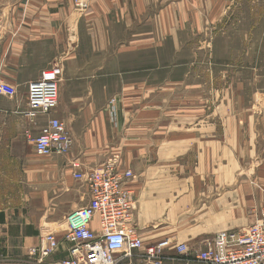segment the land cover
Instances as JSON below:
<instances>
[{
	"label": "crops",
	"instance_id": "obj_1",
	"mask_svg": "<svg viewBox=\"0 0 264 264\" xmlns=\"http://www.w3.org/2000/svg\"><path fill=\"white\" fill-rule=\"evenodd\" d=\"M176 1L92 0L78 16L72 0H0V82L7 88L0 95V169H16L0 174L39 203L44 174L40 166L25 171L24 132L29 126L37 135L46 117L33 127L24 116L27 85L57 69L58 106L49 116L65 125L73 143L68 155L45 158L51 184L70 191L74 161L82 172L107 163L130 171L129 229L145 247L169 243L162 264H196L173 247L192 250L264 216V87L202 82L194 59L186 65L179 57L181 43L164 40L200 30L217 0ZM170 46L174 55L165 57ZM85 195L87 203L86 189ZM23 208L0 210V264L23 259L50 225ZM93 229L99 231L97 223ZM56 237L53 260L66 256L63 234Z\"/></svg>",
	"mask_w": 264,
	"mask_h": 264
},
{
	"label": "built area",
	"instance_id": "obj_2",
	"mask_svg": "<svg viewBox=\"0 0 264 264\" xmlns=\"http://www.w3.org/2000/svg\"><path fill=\"white\" fill-rule=\"evenodd\" d=\"M92 0H72L74 13L83 15ZM59 71H42L39 78L27 85V109L24 116L37 127V119L46 117L37 135L31 131L26 139L32 143L39 158L66 156L72 147V138L65 125L49 115L58 106ZM7 88L0 82V94ZM73 179L87 191V203L67 214L63 220L62 242L66 256L53 260L60 242L56 233H44L37 246L15 264H162V252L169 248L167 241L145 247L143 240L129 229L135 207L133 193L128 185L133 178L130 171L119 172L116 165L107 163L99 169L80 170L78 161L70 164ZM97 223L96 233L93 224ZM186 259L196 264H264V216L242 230L218 232L210 241H203L190 250L181 244L173 247Z\"/></svg>",
	"mask_w": 264,
	"mask_h": 264
},
{
	"label": "rangeland",
	"instance_id": "obj_3",
	"mask_svg": "<svg viewBox=\"0 0 264 264\" xmlns=\"http://www.w3.org/2000/svg\"><path fill=\"white\" fill-rule=\"evenodd\" d=\"M176 2L164 0V6ZM215 11L211 14L213 8L209 9L208 13L206 10L200 30H180L168 38V41L164 40V43H181L179 57L186 65L194 59V72L200 73L201 80L208 79L214 88L264 87V0H217ZM173 55L171 46L164 49L165 57ZM204 80L202 82L206 83ZM6 94L2 92L0 95ZM220 98L218 96V99ZM112 114L113 111L108 114L111 121ZM28 131L29 126H25V137ZM24 151L25 171L32 166H40L44 174L42 180L45 182L39 203H31L32 193L26 188L24 191H17L9 184L11 176L5 180L0 174V180L8 181V184L0 181V210L9 209L16 212L24 207V212H36L39 219L43 218L45 222L50 223L43 233H63L62 217L73 207L86 203L85 189L73 179L72 189L65 193L60 192L51 184L52 178L45 175L47 169L52 167L47 160L49 158L36 157L32 143L27 139ZM2 169L5 175L16 172L14 167Z\"/></svg>",
	"mask_w": 264,
	"mask_h": 264
}]
</instances>
